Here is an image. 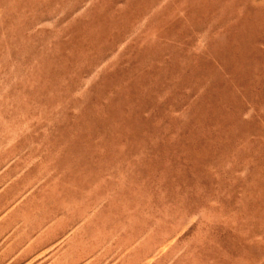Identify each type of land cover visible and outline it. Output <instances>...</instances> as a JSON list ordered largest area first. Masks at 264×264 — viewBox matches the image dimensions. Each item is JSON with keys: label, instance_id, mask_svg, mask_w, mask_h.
Here are the masks:
<instances>
[{"label": "rangeland", "instance_id": "obj_1", "mask_svg": "<svg viewBox=\"0 0 264 264\" xmlns=\"http://www.w3.org/2000/svg\"><path fill=\"white\" fill-rule=\"evenodd\" d=\"M0 264H264V0H0Z\"/></svg>", "mask_w": 264, "mask_h": 264}, {"label": "bare ground", "instance_id": "obj_2", "mask_svg": "<svg viewBox=\"0 0 264 264\" xmlns=\"http://www.w3.org/2000/svg\"><path fill=\"white\" fill-rule=\"evenodd\" d=\"M146 263V262H145Z\"/></svg>", "mask_w": 264, "mask_h": 264}]
</instances>
